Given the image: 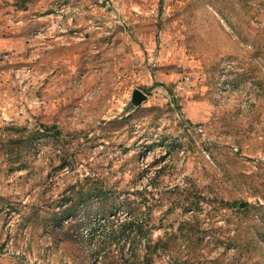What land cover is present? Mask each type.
Segmentation results:
<instances>
[{"label":"rangeland","instance_id":"rangeland-1","mask_svg":"<svg viewBox=\"0 0 264 264\" xmlns=\"http://www.w3.org/2000/svg\"><path fill=\"white\" fill-rule=\"evenodd\" d=\"M0 264H264V0H0Z\"/></svg>","mask_w":264,"mask_h":264},{"label":"trees","instance_id":"trees-1","mask_svg":"<svg viewBox=\"0 0 264 264\" xmlns=\"http://www.w3.org/2000/svg\"><path fill=\"white\" fill-rule=\"evenodd\" d=\"M103 216V215H102ZM104 218V217H103ZM133 224V221H129V224H127V223H125V225H127L126 227H129L130 225H132ZM124 225V224H123ZM141 227V226H140ZM139 228V227H138ZM138 230H140V229H138Z\"/></svg>","mask_w":264,"mask_h":264}]
</instances>
